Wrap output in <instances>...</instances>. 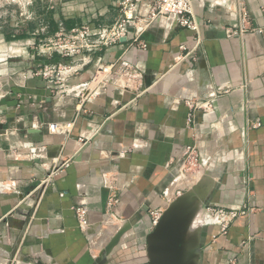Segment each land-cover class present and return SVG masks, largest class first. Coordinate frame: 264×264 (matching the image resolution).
Here are the masks:
<instances>
[{"label": "crops", "instance_id": "0c3cea01", "mask_svg": "<svg viewBox=\"0 0 264 264\" xmlns=\"http://www.w3.org/2000/svg\"><path fill=\"white\" fill-rule=\"evenodd\" d=\"M30 1L0 0V264H148L151 212L194 185L193 157L210 187L200 264H264V0H192L197 28L149 23L144 4L138 41L52 81L46 64L81 57L41 40L112 24L122 0ZM210 208L238 214L222 232Z\"/></svg>", "mask_w": 264, "mask_h": 264}, {"label": "built area", "instance_id": "2783aa9c", "mask_svg": "<svg viewBox=\"0 0 264 264\" xmlns=\"http://www.w3.org/2000/svg\"><path fill=\"white\" fill-rule=\"evenodd\" d=\"M31 1L28 0V4ZM147 4L149 6V23L160 17L169 15H177L179 25L188 28H197L196 20L193 15L192 0H122L120 2V14L114 23L109 25L95 26L91 23H84L79 26H74L68 30H61L41 40L38 51L40 54L53 56L55 54L64 59H73L81 57L80 60L71 61L69 63H49L40 71L43 76L50 77L51 81L61 79L67 73H75L84 65L90 62V54L100 50L102 47L117 44L123 39L132 38V41H138V37H133L130 27L133 22L142 19L141 6ZM264 38V27L256 28ZM146 47V43H141ZM113 65L102 68V71H112ZM191 155L188 152L187 159ZM192 163L196 164L197 159L193 157ZM183 169L181 170V172ZM186 172V169H184ZM182 192L178 191L177 195ZM115 199H110L108 205L112 207ZM162 209H155L151 212L152 224L155 227L159 222L162 214ZM77 217L82 225L87 224L88 207L86 203H80L76 208ZM238 211L235 209L228 210L225 208H210L208 221L217 224L220 231L225 232L230 223L237 216Z\"/></svg>", "mask_w": 264, "mask_h": 264}, {"label": "water", "instance_id": "95a60500", "mask_svg": "<svg viewBox=\"0 0 264 264\" xmlns=\"http://www.w3.org/2000/svg\"><path fill=\"white\" fill-rule=\"evenodd\" d=\"M195 184L178 195L147 236L148 264H200L203 226H194L209 190ZM203 183V182H202ZM119 232L106 246L108 253L117 244Z\"/></svg>", "mask_w": 264, "mask_h": 264}, {"label": "rangeland", "instance_id": "374dc122", "mask_svg": "<svg viewBox=\"0 0 264 264\" xmlns=\"http://www.w3.org/2000/svg\"><path fill=\"white\" fill-rule=\"evenodd\" d=\"M188 170V173H186V176L187 177H190V182L191 184L194 183L197 184L199 182H203L205 181V177H206V174H205V168H202L200 167L198 164L195 165L194 163L190 164L189 167L187 168ZM204 184H207L209 185L208 183H204Z\"/></svg>", "mask_w": 264, "mask_h": 264}, {"label": "bare ground", "instance_id": "6f19581e", "mask_svg": "<svg viewBox=\"0 0 264 264\" xmlns=\"http://www.w3.org/2000/svg\"><path fill=\"white\" fill-rule=\"evenodd\" d=\"M199 184V183H198ZM200 184H202L203 186H205V189L206 190H209L210 189V187H209V185H207V184H203V183H200ZM194 226H196V228H198V227H201L202 226V223H200V222H197V220L195 221V223H194ZM112 250V249H111ZM110 252V251H109ZM108 252V253H109Z\"/></svg>", "mask_w": 264, "mask_h": 264}]
</instances>
